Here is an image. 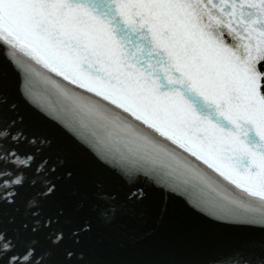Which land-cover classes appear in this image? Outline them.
Instances as JSON below:
<instances>
[{
	"label": "snow or ice",
	"instance_id": "obj_1",
	"mask_svg": "<svg viewBox=\"0 0 264 264\" xmlns=\"http://www.w3.org/2000/svg\"><path fill=\"white\" fill-rule=\"evenodd\" d=\"M9 50L26 84L42 82L107 153L195 182L248 217L241 224L264 229V0H0V55ZM6 104L0 76V264H48L37 255L41 231L61 247L69 236L81 243L92 224L65 230L63 209L41 219L56 191V169L42 158L51 142L5 123ZM120 171L126 199L142 203L135 177L145 173ZM26 185L38 187L22 225L33 239L17 251L20 234L8 235L3 212Z\"/></svg>",
	"mask_w": 264,
	"mask_h": 264
},
{
	"label": "water",
	"instance_id": "obj_2",
	"mask_svg": "<svg viewBox=\"0 0 264 264\" xmlns=\"http://www.w3.org/2000/svg\"><path fill=\"white\" fill-rule=\"evenodd\" d=\"M10 56V50L0 55L7 99L3 119L15 122L14 130L25 136L51 142L42 158L56 169L50 175L56 191L42 202L41 219L63 209L64 221H71L62 222L65 230L84 221L92 224L81 243L69 236L61 247H52L47 230L41 231L37 255L45 253L48 264H236L264 258V229L241 224L248 217L210 202L195 182L172 181L160 167L107 153L72 122L63 102L42 82L29 87L22 58ZM125 166L145 173L135 177V186L147 193L142 203L126 199L130 184L120 171ZM37 191L26 185L15 204L4 209L3 228L9 236L20 234L17 251L33 239L22 225L31 223L26 202Z\"/></svg>",
	"mask_w": 264,
	"mask_h": 264
}]
</instances>
